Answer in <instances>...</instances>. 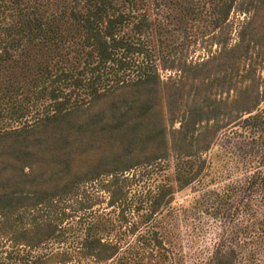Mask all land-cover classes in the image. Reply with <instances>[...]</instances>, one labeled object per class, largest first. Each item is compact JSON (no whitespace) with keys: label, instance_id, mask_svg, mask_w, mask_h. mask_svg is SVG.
Instances as JSON below:
<instances>
[{"label":"trees","instance_id":"16d2710c","mask_svg":"<svg viewBox=\"0 0 264 264\" xmlns=\"http://www.w3.org/2000/svg\"><path fill=\"white\" fill-rule=\"evenodd\" d=\"M0 264H264V0H0Z\"/></svg>","mask_w":264,"mask_h":264},{"label":"rangeland","instance_id":"374dc122","mask_svg":"<svg viewBox=\"0 0 264 264\" xmlns=\"http://www.w3.org/2000/svg\"><path fill=\"white\" fill-rule=\"evenodd\" d=\"M210 43H211V40H207V39H205V40H203V41H201L200 43H199V45H193V46H191L190 48H189V52H188V54H189V56H191V57H193V59L194 60H199V59H203V58H206L207 57V55L210 53V50H212V51H214V50H216V45H210ZM205 46V47H204ZM210 68V67H209ZM208 68V69H209ZM163 75H169V72H163ZM248 80V79H247ZM245 82H247V81H245ZM231 84H234V83H231ZM232 86H234V85H232ZM187 92H188V94H190L191 93V89L190 88H188L187 89ZM250 96V95H249ZM224 97H225V99L226 100H228V98H227V94H224ZM245 97H247L248 99L250 98V97H248V95H246V94H244L243 96H242V99H244ZM229 101H231L232 102V109L233 110H238L239 108H240V105H239V102H236V90H231V92H230V97H229ZM103 107V102H101V103H99V104H96L95 105V107H92V108H90L89 110H87V112L85 113H83V112H81V114H84V115H81L83 118H86L87 116H89V115H91V113L95 110V109H101ZM228 110H230L229 108H228ZM137 116V117H136ZM106 118V117H105ZM142 118V115H138V114H133V119H132V121H131V123H129L128 124V126H131V124L133 123V122H135V120H139V119H141ZM168 117H167V109H166V107H164L163 108V120H164V122H166V119H167ZM166 124V123H165ZM167 131H168V127H167ZM82 136V135H81ZM83 136L85 137V138H89L90 139V141H91V131H89V132H84L83 131ZM82 136V137H83ZM83 137V138H84ZM149 143H150V141H146L144 144H143V146H145L146 144H147V147L146 148H149ZM121 144H122V141L121 140H119L118 142H116V141H113V146H114V148H118V147H120L121 146ZM75 149H77V147H75ZM102 152V153H106V152H108L109 153V149L108 148H106V147H96V148H93V147H91V145L88 147L87 146V148H86V150H85V152H83L82 151V149H77L76 151H75V156H74V159H76L77 160V158H78V162L79 163H82V162H84L86 159L88 160V159H91V155L92 154H94V152ZM159 152H161V147H158L157 148V151L154 153V155L155 154H157V153H159ZM78 153H81V154H79L78 155ZM184 193H185V190L184 191H182V192H179L178 194H177V197H178V199L179 200H181L182 198H183V195H184ZM106 197H107V194L105 193V192H103L102 190H99L98 188H96V187H94V188H92L91 187V198L92 199H94V200H97L99 203H98V205L96 206V208H105L106 207Z\"/></svg>","mask_w":264,"mask_h":264}]
</instances>
